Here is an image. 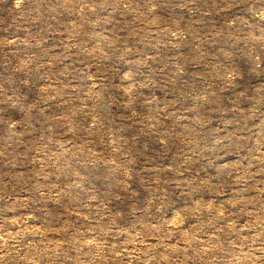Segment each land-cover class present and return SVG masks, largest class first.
Wrapping results in <instances>:
<instances>
[{
	"label": "rangeland",
	"instance_id": "374dc122",
	"mask_svg": "<svg viewBox=\"0 0 264 264\" xmlns=\"http://www.w3.org/2000/svg\"><path fill=\"white\" fill-rule=\"evenodd\" d=\"M0 264H264V0H0Z\"/></svg>",
	"mask_w": 264,
	"mask_h": 264
}]
</instances>
